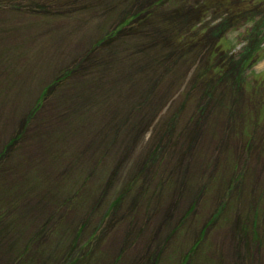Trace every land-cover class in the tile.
Returning <instances> with one entry per match:
<instances>
[{"label": "rangeland", "instance_id": "obj_1", "mask_svg": "<svg viewBox=\"0 0 264 264\" xmlns=\"http://www.w3.org/2000/svg\"><path fill=\"white\" fill-rule=\"evenodd\" d=\"M0 264H264V0H0Z\"/></svg>", "mask_w": 264, "mask_h": 264}, {"label": "trees", "instance_id": "obj_2", "mask_svg": "<svg viewBox=\"0 0 264 264\" xmlns=\"http://www.w3.org/2000/svg\"><path fill=\"white\" fill-rule=\"evenodd\" d=\"M127 22H125L124 24H126ZM122 27V26H121Z\"/></svg>", "mask_w": 264, "mask_h": 264}]
</instances>
